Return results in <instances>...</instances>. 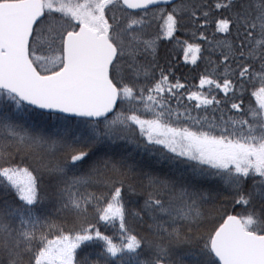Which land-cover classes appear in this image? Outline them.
Segmentation results:
<instances>
[{"label": "snow or ice", "instance_id": "obj_1", "mask_svg": "<svg viewBox=\"0 0 264 264\" xmlns=\"http://www.w3.org/2000/svg\"><path fill=\"white\" fill-rule=\"evenodd\" d=\"M0 264H264V0H0Z\"/></svg>", "mask_w": 264, "mask_h": 264}, {"label": "trees", "instance_id": "obj_2", "mask_svg": "<svg viewBox=\"0 0 264 264\" xmlns=\"http://www.w3.org/2000/svg\"><path fill=\"white\" fill-rule=\"evenodd\" d=\"M157 29L153 27L151 31L154 33ZM180 35L181 39H187L189 42H194L190 39L188 36H184L183 34ZM160 55L161 57L171 60L175 65L178 67V71L176 72V75L180 77L181 82L186 83L190 86L191 90H196L194 86L198 85L199 83V75L203 70V65L200 61L197 62L196 66H193L191 64L185 63L183 59V53L179 48H176L175 45L172 42L169 41H161V49H160ZM163 62V60H162ZM222 95V94H221ZM249 101L254 103V98L251 96L245 97V103L247 104ZM194 103V102H192ZM185 104L189 107L192 106L189 102L185 101ZM192 115H196V111L193 110ZM142 202V200H141ZM51 215L55 216L56 213L54 210L51 211ZM101 230L104 231V227L101 224ZM115 229L107 230L108 235H112L114 233ZM106 233V234H107Z\"/></svg>", "mask_w": 264, "mask_h": 264}, {"label": "rangeland", "instance_id": "obj_3", "mask_svg": "<svg viewBox=\"0 0 264 264\" xmlns=\"http://www.w3.org/2000/svg\"><path fill=\"white\" fill-rule=\"evenodd\" d=\"M103 225V224H102ZM103 229H104V231H105V233H107V230H111L112 228H111V226H108V227H105L104 225H103ZM108 234V233H107Z\"/></svg>", "mask_w": 264, "mask_h": 264}]
</instances>
